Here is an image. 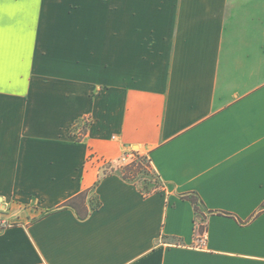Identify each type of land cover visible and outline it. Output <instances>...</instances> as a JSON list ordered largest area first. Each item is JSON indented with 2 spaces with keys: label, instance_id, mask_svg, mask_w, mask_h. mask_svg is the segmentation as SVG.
I'll return each instance as SVG.
<instances>
[{
  "label": "crops",
  "instance_id": "crops-1",
  "mask_svg": "<svg viewBox=\"0 0 264 264\" xmlns=\"http://www.w3.org/2000/svg\"><path fill=\"white\" fill-rule=\"evenodd\" d=\"M3 208L0 264H264V0H0Z\"/></svg>",
  "mask_w": 264,
  "mask_h": 264
},
{
  "label": "trees",
  "instance_id": "trees-1",
  "mask_svg": "<svg viewBox=\"0 0 264 264\" xmlns=\"http://www.w3.org/2000/svg\"><path fill=\"white\" fill-rule=\"evenodd\" d=\"M141 158L142 157L140 155H138V161H137L138 165L136 168H134V166L124 168V177L130 181H137L140 179H145V188L147 189L148 192H150L149 187H147V186L151 185L156 179L158 180V177H157V175H156V177H153L150 175L151 178L149 180V183H147V176H149V175L143 169V160H141ZM157 188H159V187H156L154 190H157ZM87 194H88L87 192H83V193L77 195L76 197H73L72 199L68 200L59 209L67 208V207L72 208V209L77 211V213L79 214V216L81 218H86L89 214V209L85 205ZM188 198L191 200V202L195 206L196 213H199L198 205H199L200 201H199L198 197H196L195 195H190ZM93 204H95V205H93V209L99 206V203H93ZM205 230H206L205 226L202 223L197 224V231L200 234L204 233Z\"/></svg>",
  "mask_w": 264,
  "mask_h": 264
},
{
  "label": "built area",
  "instance_id": "built-area-1",
  "mask_svg": "<svg viewBox=\"0 0 264 264\" xmlns=\"http://www.w3.org/2000/svg\"><path fill=\"white\" fill-rule=\"evenodd\" d=\"M82 132L83 131H81V130L80 131L77 130V135L78 134L80 135ZM138 155H140V154L137 153L135 150H131V151L125 152L121 156V158L119 160V164H120V167L121 168L123 167L121 169V172L123 173V175H124V168L125 167H131V166H134V168L137 167V165H138L137 164L138 163L137 162L138 161ZM94 158H98V160H104V158L99 159V157H97L94 154H92L91 155V160L94 159ZM105 164L108 166L107 169H109V170L112 169V165L109 164V163H106V160H105ZM4 211H5V208H3L0 211V231L16 225V222L12 221V219L10 217H8L6 214H4ZM205 246H206V236H205V233H202L199 236V240L197 242L196 247L197 248H204Z\"/></svg>",
  "mask_w": 264,
  "mask_h": 264
},
{
  "label": "rangeland",
  "instance_id": "rangeland-1",
  "mask_svg": "<svg viewBox=\"0 0 264 264\" xmlns=\"http://www.w3.org/2000/svg\"><path fill=\"white\" fill-rule=\"evenodd\" d=\"M13 86V85H12ZM141 160H143V169H144V171L145 172H147L148 173V175L149 176H147V183H149V180H150V175L151 176H153V177H156V173H155V171L153 170V168H152V166H151V164H150V162H149V160H148V158L146 157V156H143V155H141ZM116 165H118L117 167H119L120 166V164H119V162L116 164ZM120 168V170L123 168H121V167H119ZM155 179V178H154ZM141 184H142V186H145V179H140V180H138ZM147 187H149V191H152V190H154L156 187H160V184H159V180H155L151 185H149V186H147ZM146 189V188H145ZM147 190V189H146Z\"/></svg>",
  "mask_w": 264,
  "mask_h": 264
},
{
  "label": "snow or ice",
  "instance_id": "snow-or-ice-1",
  "mask_svg": "<svg viewBox=\"0 0 264 264\" xmlns=\"http://www.w3.org/2000/svg\"><path fill=\"white\" fill-rule=\"evenodd\" d=\"M30 2L31 0H17V4L21 8L26 7ZM35 2L38 3V0H35Z\"/></svg>",
  "mask_w": 264,
  "mask_h": 264
}]
</instances>
